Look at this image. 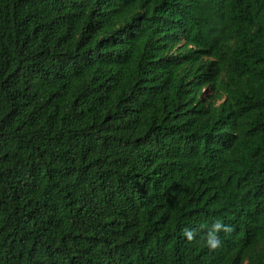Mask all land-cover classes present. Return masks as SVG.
<instances>
[{
  "label": "trees",
  "instance_id": "trees-1",
  "mask_svg": "<svg viewBox=\"0 0 264 264\" xmlns=\"http://www.w3.org/2000/svg\"><path fill=\"white\" fill-rule=\"evenodd\" d=\"M0 264H264V0H0Z\"/></svg>",
  "mask_w": 264,
  "mask_h": 264
},
{
  "label": "clouds",
  "instance_id": "clouds-1",
  "mask_svg": "<svg viewBox=\"0 0 264 264\" xmlns=\"http://www.w3.org/2000/svg\"><path fill=\"white\" fill-rule=\"evenodd\" d=\"M229 231L230 229L226 226V225H222L219 221H217L214 225H213V231L211 233L208 234L207 236V243L211 248H215L217 247V245L219 244V239L217 238V233L219 231ZM189 239H192V233L186 231L185 233Z\"/></svg>",
  "mask_w": 264,
  "mask_h": 264
}]
</instances>
